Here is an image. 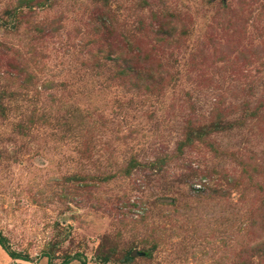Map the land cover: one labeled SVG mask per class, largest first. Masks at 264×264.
Returning <instances> with one entry per match:
<instances>
[{"label":"rangeland","instance_id":"obj_1","mask_svg":"<svg viewBox=\"0 0 264 264\" xmlns=\"http://www.w3.org/2000/svg\"><path fill=\"white\" fill-rule=\"evenodd\" d=\"M0 264H264V0H0Z\"/></svg>","mask_w":264,"mask_h":264},{"label":"trees","instance_id":"obj_2","mask_svg":"<svg viewBox=\"0 0 264 264\" xmlns=\"http://www.w3.org/2000/svg\"><path fill=\"white\" fill-rule=\"evenodd\" d=\"M0 248L2 249V251H4V253L7 255V257H9L10 259H18V257H16V255H14L13 253L9 252L6 248V246L4 245L1 237H0Z\"/></svg>","mask_w":264,"mask_h":264}]
</instances>
